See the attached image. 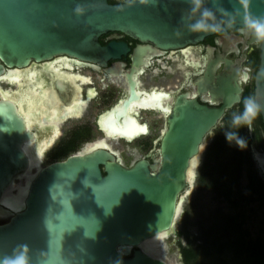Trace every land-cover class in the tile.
I'll list each match as a JSON object with an SVG mask.
<instances>
[{"label": "water", "instance_id": "1", "mask_svg": "<svg viewBox=\"0 0 264 264\" xmlns=\"http://www.w3.org/2000/svg\"><path fill=\"white\" fill-rule=\"evenodd\" d=\"M249 19L264 22V0H247V7L242 0H0V79L14 69H31V60L62 54L105 64L128 49L122 43L102 45L99 36L106 31H122L168 49L248 26ZM197 23L205 27L196 29ZM251 38L260 48L254 100L264 123V40L255 33ZM146 48H136L135 54ZM223 60L230 65L231 60ZM217 64H210L197 84L198 91L206 87L212 100L222 104H200L195 93L180 94L166 119L155 163L141 157L126 165L110 146L100 145L42 165L46 148L32 158L25 145L37 139L36 128L43 125L31 127L20 101L0 93V207L11 209L7 190L15 178L37 168L23 205L0 219V264L21 255L29 264H172L141 243L174 231L181 200L192 185L193 158L200 157L204 137L241 99L235 72L215 74ZM36 66L43 80L37 88L48 94L41 107L59 108L69 84L54 76L53 67ZM73 89L78 97V88ZM113 113L112 124L124 129L120 113ZM125 122L132 120L125 116ZM254 152L264 172V151Z\"/></svg>", "mask_w": 264, "mask_h": 264}, {"label": "flooded vegetation", "instance_id": "2", "mask_svg": "<svg viewBox=\"0 0 264 264\" xmlns=\"http://www.w3.org/2000/svg\"><path fill=\"white\" fill-rule=\"evenodd\" d=\"M108 1L112 4H119L126 3L130 0ZM253 34L254 30L248 26H235L207 35L195 43H188L178 48L163 49L154 44L140 41L134 36L122 31H106L99 36V41L102 45L110 42L122 43L128 49L121 52L118 57H110L106 60L105 64L72 59V56L66 54L56 55L47 60H31V64L44 65L54 62L56 57H61V59L54 62L55 66L59 61L60 69L69 71L73 75L72 81L67 86V90L69 91V94L67 93V100L60 98L59 109L71 105L76 99L75 89H73L74 86L78 88V93L80 92L81 97L84 99L88 98L89 88L94 89V95L84 105L82 115L70 117L59 122L60 131H58L47 148H51L57 138L61 136V125L63 122L69 119L82 118L88 113V108H93V106V111L97 110L96 115L93 119L89 117L83 123L73 125L69 128L64 138L59 140V143L55 145L51 155L56 152H61L64 148L70 146H72V149L60 158H52V161L63 159L69 154L77 152L81 150L85 143L98 138L97 136L90 139L93 128L101 131L106 136L100 120L102 116L108 115L114 122L115 113L113 112L116 111L120 113L119 121L121 124L119 125L122 127L131 124L133 126L147 124L148 131L140 133L134 139H143L144 136L150 135L153 129L158 131V134L152 140H141L139 142L140 147L149 146L147 154H139L138 157H135V159L144 157L150 162L155 163L159 157L158 149L161 135L167 126L166 119L172 113L176 98L180 94L186 92L190 94L195 93V98L200 104L216 107L222 104L221 99L218 101L212 100L211 94L206 87L198 91L197 81L198 79L202 80L206 76L210 64L218 63L215 74L233 71L237 75L242 88L241 99L228 108L225 115L228 110L236 105L237 109L233 115L239 114L241 101L246 89L251 91L249 98L254 100V73L256 69L252 64V60L257 54L259 57L260 48L257 41L251 40ZM142 45H148L150 48L140 50L135 54V49ZM223 57L231 60L230 65L226 66ZM68 64L73 67H69ZM90 64L97 65V68ZM75 73L89 77V80L86 78L84 79L86 81H83L82 77L75 75ZM241 74L247 76L245 81L241 80ZM120 76L122 80H119ZM59 78H61V75ZM175 79L177 82H175ZM168 82L170 84H167ZM158 94L160 96L156 98ZM134 99L145 102L152 101L154 105L138 107V112L130 111L129 106L131 104L136 105L135 103L137 101H133ZM161 107H167L169 111L166 112ZM257 113L261 120L260 125L254 128L252 135L249 133L246 134L250 138L249 149L257 170H259V175L264 179V172L259 167L254 152L255 148L264 151V123L259 110ZM125 116L126 118H130L132 123L126 124ZM156 120H161V124L157 129L154 128ZM121 139L127 142L134 140H127L124 137H121ZM80 143H82L81 146H79Z\"/></svg>", "mask_w": 264, "mask_h": 264}, {"label": "trees", "instance_id": "3", "mask_svg": "<svg viewBox=\"0 0 264 264\" xmlns=\"http://www.w3.org/2000/svg\"><path fill=\"white\" fill-rule=\"evenodd\" d=\"M255 69L259 66L258 54L253 58ZM251 91L246 89L239 114L225 119L206 150L202 165L203 179L210 176L215 198L225 199L235 211L215 209L211 224L203 232L200 248L183 247L186 264H193L200 253L208 256L207 264H264V236L252 237L244 227L246 214L244 206L258 200L264 207V179L254 167L249 149L250 138L244 131L243 122L233 123V117L242 114L244 103ZM72 146L51 155L53 159L66 155ZM243 176L247 178L248 191L241 192ZM264 222V210H263ZM182 232H179V234ZM229 252L231 259L225 255Z\"/></svg>", "mask_w": 264, "mask_h": 264}, {"label": "rangeland", "instance_id": "4", "mask_svg": "<svg viewBox=\"0 0 264 264\" xmlns=\"http://www.w3.org/2000/svg\"><path fill=\"white\" fill-rule=\"evenodd\" d=\"M251 84V83H250ZM3 88L7 90H13L15 85L8 84L3 81ZM94 108V106H93ZM93 108H88V113L85 114L82 118L78 119H69L62 123L61 125V136L57 138L54 145L51 148H47L42 153V165L52 161L51 153L55 147L59 143V140L64 138L67 131L73 125H78L86 121L87 119L94 118L96 115V111H93ZM237 105L232 109L227 111V114L223 117V119L217 124V126L213 129L212 133L206 135L203 140V148L201 151V155L198 158V165L196 167V174L192 180V185L189 188V192L185 193L183 196V201L181 203V209L177 215L176 222L174 225V231L169 233L163 240V247L165 251L162 253L164 256L172 263V264H186L182 254L183 247H192V248H200V245L203 243V232L204 230L211 224L212 216L217 208H221L224 211L234 212L235 209L233 206L225 200L221 198H215L213 190L211 188V180L210 176H206L203 179V168L202 165L205 161L206 150L216 135L217 131L225 125V119L230 118L233 113L236 111ZM260 118L258 113L251 119L249 123H243V129L246 133L250 135L253 134V130L255 127L260 125ZM161 124V120H156V124L154 128H158ZM91 137H100L102 136V132L97 130L96 128L92 129ZM158 134L157 130H152L150 135L144 136L143 139H134L133 141H125L123 139L119 140V143L123 146L121 148V160L126 165H129L135 156L133 152L136 150L140 155H145L148 152L149 146L140 147L139 142L142 140H152ZM82 143L79 144L81 146ZM259 146V145H258ZM79 148V147H78ZM77 148V149H78ZM80 149V148H79ZM255 169L257 170L256 165L254 164ZM35 168H33L32 173H35ZM259 174V170H257ZM25 176L15 178L14 182L17 183H25ZM247 178L243 176L240 186V191H248L246 188ZM13 193H17L18 188L12 189ZM246 219L244 227L249 229L252 237L264 236V222H263V205L258 201L254 200L250 203H247L244 206ZM0 219H2L0 217ZM179 232H182L179 234ZM230 260V254L226 251L225 254ZM208 256L206 257L203 253H200L197 259L193 264H207Z\"/></svg>", "mask_w": 264, "mask_h": 264}, {"label": "bare ground", "instance_id": "5", "mask_svg": "<svg viewBox=\"0 0 264 264\" xmlns=\"http://www.w3.org/2000/svg\"><path fill=\"white\" fill-rule=\"evenodd\" d=\"M36 65L37 64H35L31 69H26V70L14 69L8 73L6 78L4 77L0 79V93L3 95H8L14 100L20 101V105L23 111L25 110V115L27 117V121L29 122V125L31 127H36L37 123L40 126L43 125L40 128L38 127L36 128V131L39 133L37 139L25 145L26 151L32 156V158H34V156L38 157V155L40 154L39 152H41L44 147L47 148L48 145L53 141L58 131H60L59 122H62L63 120L70 117L81 116L83 113L84 105H86V103L94 95V89L89 88L88 98L84 99L83 97H81V94L79 92L78 95L80 96L78 97L75 96L76 99L71 103V105L67 107H63L62 109L54 107L49 110L44 106L41 107L40 103L42 102V100L48 97V94L44 90V88H37L38 85H42L41 83H43V80L41 78L42 70L41 68H39V66ZM44 65L46 66L49 65V67L51 66L54 68V70L52 71L53 73H55L54 74L55 77H59L61 75V78L65 79L67 83L72 81L73 75H71L69 71L60 69L59 61L56 64V66L55 63H46ZM68 66L71 68L73 67L70 64H68ZM75 75L82 77L83 81H86L84 80L86 78L87 80H89V77L83 76L79 73H75ZM119 80H122L121 76L119 77ZM3 81L7 82L8 84L10 83L12 85L14 84L15 88L13 90H7L3 88L2 85ZM175 82H177L176 79ZM167 84L170 83L168 82ZM156 96H157L156 98H158L160 95L158 94ZM133 101H137V100L134 99ZM34 103H39V105ZM135 104L136 105L131 104L129 106L130 111L138 112L139 111L138 107L154 105L152 101L149 102L137 101ZM112 122L113 119L112 118L110 119L108 115L102 116L100 123L105 131L106 136L103 135L94 139L93 141L85 143L81 148L82 151H88L100 145H108L113 150H115L120 157L121 148L123 147L121 143H119L121 137H124L127 140H133L140 133L148 131L147 124L142 126L128 125L125 126L124 129H120L117 127V125L114 126ZM133 154L135 157L139 156V153L136 150L133 152ZM197 159L198 156L194 157L192 160L193 166L190 172L192 173L193 178H194V174H196V167L198 165L196 162ZM32 168H35V170H37L35 166H32ZM32 170L33 169H30L28 170V172H26L25 183L16 184L15 182H13L11 187L7 190L5 194V199L7 205H9L11 209H3L2 207H0V217L10 216L13 210H18L23 205L24 196L26 194L27 186L30 180L29 177L33 174ZM15 188H18L17 193L12 192L13 191L12 189ZM182 201L183 200H181V203ZM180 209H181V204L178 213ZM168 234H169L168 231L158 233L155 237L141 243V246L143 249H145L146 251L152 254L164 256L165 254L162 253L163 251H165V248H163V244H164L163 240Z\"/></svg>", "mask_w": 264, "mask_h": 264}, {"label": "clouds", "instance_id": "6", "mask_svg": "<svg viewBox=\"0 0 264 264\" xmlns=\"http://www.w3.org/2000/svg\"><path fill=\"white\" fill-rule=\"evenodd\" d=\"M242 3H244L245 7H247V0H242ZM204 15L208 16L209 13L205 12ZM194 27L196 29H203L205 25L203 23H197L196 25H194ZM248 27L254 30V33L258 39L264 40V22H254L251 19H249ZM246 79L247 76L241 74V80L245 81ZM258 110H259V105L256 103V101L251 98L247 99L244 103V110L242 114L234 116L233 123L234 124H239L241 122L249 123L251 119L257 114ZM5 264H29V262L26 256L21 255L14 260L5 261Z\"/></svg>", "mask_w": 264, "mask_h": 264}]
</instances>
